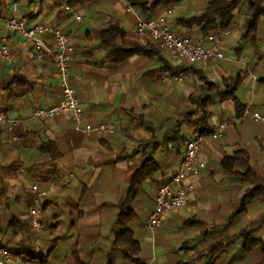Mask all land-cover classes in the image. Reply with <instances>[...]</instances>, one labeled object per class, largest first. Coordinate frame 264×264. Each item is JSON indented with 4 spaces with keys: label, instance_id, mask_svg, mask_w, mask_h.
<instances>
[{
    "label": "crops",
    "instance_id": "crops-1",
    "mask_svg": "<svg viewBox=\"0 0 264 264\" xmlns=\"http://www.w3.org/2000/svg\"><path fill=\"white\" fill-rule=\"evenodd\" d=\"M208 2L161 0L148 17L126 0H0V43L5 39L13 53L11 59H0V109L7 113L0 122V246L11 253L8 264H136L124 258L117 240L121 226L115 222L117 203L142 162L147 142L157 143L150 154L159 170L128 204L133 214L125 226L139 242L133 258L144 264H207L211 249L221 245L213 264L261 263L264 193L249 198L254 183L234 179L222 160L243 151L250 168L264 179V122L235 121L242 113L236 102L242 111L264 115V15L254 34L246 36L249 7L244 0L237 5L223 35V57L194 64L196 85L190 76L180 82L162 80L166 65L174 70L184 66V60L165 50L114 61L101 46L100 32L113 23L124 30L126 40L155 44L149 34L136 33L138 21L147 18H163L176 35L208 46L200 26L177 23L201 13ZM65 4L73 9L64 10ZM75 13L82 21L75 20ZM12 18L71 35L69 83L83 107L80 118L71 112L34 115L36 108L58 104L63 88L52 57H36L32 41L9 28ZM44 40L52 42L49 34ZM235 77L233 97L221 100L212 93L207 104V131L232 123L199 150L196 161L205 166L185 178L193 185L185 205L166 212L156 228L148 226L150 234L142 231L132 220L136 208L147 206L150 215L158 187L179 166L186 141L199 133L195 125L177 122L193 109L192 98L203 95L207 83ZM201 117L198 109L193 120ZM101 125L104 131L98 129ZM46 144L52 151L42 149ZM232 168L243 166L234 162ZM35 183L44 193L41 231L29 228V208L38 201L31 190Z\"/></svg>",
    "mask_w": 264,
    "mask_h": 264
},
{
    "label": "built area",
    "instance_id": "built-area-1",
    "mask_svg": "<svg viewBox=\"0 0 264 264\" xmlns=\"http://www.w3.org/2000/svg\"><path fill=\"white\" fill-rule=\"evenodd\" d=\"M63 7L64 10L73 9L70 4H65ZM74 18L77 22L82 21V16L77 13H75ZM8 25L11 30L32 41L36 57H52L61 80L63 90L60 102L49 108H36L34 115L39 118H49L61 112H71L75 118H80L83 114V107L69 83V64L73 47L71 35L64 33L60 28L44 24L26 26L22 20L13 18L9 20ZM136 33L138 35L149 34L152 41L160 49L169 52L174 58L184 60L183 68L174 74H163V81L175 80L180 82L187 76H190L196 85L197 76L194 71V64L199 61L208 60L211 57H223L221 45L223 43V35L227 33V29L220 31L213 30L205 34V40L209 43L208 46L204 45L203 40H193L190 37L176 35L163 18L140 19L137 24ZM47 34L52 38L51 43H46L44 40V36ZM11 58H13V53L10 51L8 42L3 39L0 43V59ZM247 118L264 122V115L252 112L249 109H244L235 121H245ZM6 119V111L0 109V122ZM230 123L232 121L229 120L220 123L212 130L198 133L192 139L186 141L179 166L170 180L160 185L157 189L155 205L148 218L150 229H154L160 225L166 212L185 205L186 191L193 189L192 184L185 183V178L189 173L196 174L199 168L205 166L204 163L196 161L199 150L206 143L220 138L223 134V129ZM89 129L90 126H87L86 130ZM98 129L104 131L106 126L101 125ZM31 190L37 196L38 201L34 202L29 208V228L41 231L44 228V223L41 217L42 203L40 198H43L44 193L39 190L37 183L32 185ZM10 255L9 251L0 246V264H8ZM23 264L33 263L24 262Z\"/></svg>",
    "mask_w": 264,
    "mask_h": 264
},
{
    "label": "trees",
    "instance_id": "trees-1",
    "mask_svg": "<svg viewBox=\"0 0 264 264\" xmlns=\"http://www.w3.org/2000/svg\"><path fill=\"white\" fill-rule=\"evenodd\" d=\"M175 2L177 0H170ZM242 0H209L205 9L194 16L186 18H178L177 23L185 27H192L194 25L200 26L204 33H208L213 30H225L227 29L233 20V11ZM247 2L249 10L246 16V36H252L254 29L257 24L258 18L264 15V5L261 4L260 0H244ZM127 3L138 10L141 15L151 16L153 11L160 5L161 0H127ZM101 46L108 48V53L114 56V61H121L134 54H145V55H159L160 48L155 44H141L134 41L125 39L124 30L116 23L111 24L106 29L100 32ZM183 68V67H182ZM171 66L166 65L165 69L168 73L174 74L177 71ZM238 77L231 79H224L221 83H207V86L203 89V95L192 98L194 104L193 109L188 110L182 115V118L177 122V126L181 124H193L196 126V130L199 133L207 132L204 128V124L209 116L206 109L207 104L211 101L212 93L223 100L225 98L233 97L234 86L238 84ZM236 107L239 110L241 106L236 102ZM200 109L202 111V117L198 121H194L193 117L196 111ZM175 129L173 134L177 133ZM170 134V137H173ZM180 140V137L178 138ZM142 150V162L131 174L129 185L125 193L119 199L117 206L119 207V214L116 220V224L121 226V231L117 236L119 244L122 246V252L125 259L135 261L136 264H144L138 258H133L134 254L138 253L139 242L132 237V233L126 228L125 223L127 219H130L133 210L128 204L135 199L141 189L142 183L154 173L159 170V166L153 156L150 154L151 150H154L157 146L155 142H147ZM43 150L52 151L49 145H42ZM237 162L243 166L242 170H233L232 164ZM223 169L238 181H249L254 183V187L247 192L249 198H253L260 193H264V179L259 177L248 164V157L243 151H237L232 157H225L222 160ZM256 243L255 241H253ZM223 246H216V249H211L213 253L212 260H214L217 253L223 251ZM42 260V258H39ZM209 261L207 264H213ZM260 264H264V259Z\"/></svg>",
    "mask_w": 264,
    "mask_h": 264
},
{
    "label": "rangeland",
    "instance_id": "rangeland-1",
    "mask_svg": "<svg viewBox=\"0 0 264 264\" xmlns=\"http://www.w3.org/2000/svg\"><path fill=\"white\" fill-rule=\"evenodd\" d=\"M180 3V0L175 1V3ZM148 218L149 214L147 211V206L145 209H141L140 207L136 208V214L132 217V220L134 223L141 228L142 231H145L146 233L150 234V230L148 231ZM127 222L129 219L126 220Z\"/></svg>",
    "mask_w": 264,
    "mask_h": 264
}]
</instances>
